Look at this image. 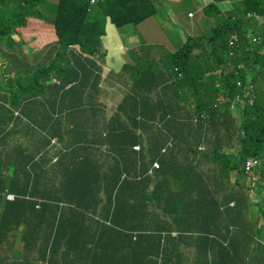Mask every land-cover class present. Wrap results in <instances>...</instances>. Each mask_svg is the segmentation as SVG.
Returning a JSON list of instances; mask_svg holds the SVG:
<instances>
[{
	"label": "crops",
	"instance_id": "0c3cea01",
	"mask_svg": "<svg viewBox=\"0 0 264 264\" xmlns=\"http://www.w3.org/2000/svg\"><path fill=\"white\" fill-rule=\"evenodd\" d=\"M210 1L157 0V13L153 17L123 28H117L107 18L100 48L92 55L81 54L80 47L73 46L57 58L60 49L55 44L54 27L38 19L27 20L29 25L21 30L24 35L36 33L32 36L35 39L30 51L37 58L35 65H56L53 71L60 74L58 68L63 64L70 76L77 77L80 71V77L74 79V85V81L69 80L66 86H58L54 76L52 91L39 95L35 101L38 113L20 110L23 117L10 120L2 119L0 111V183L3 184L0 189V264H140L143 256L152 258L158 249L149 247L148 243L140 247L146 248L144 251L132 252V248L139 246L135 243L136 234L141 231H131L128 228L131 222L133 228L152 226L151 214L143 217L145 212L135 203L136 188L121 190L130 205L119 197L116 204L124 216L130 215L133 221L128 220L126 228L120 232L115 228L103 232L100 239L99 232L93 234V240H86L83 254L75 248L72 255L60 253L56 257L52 246L46 247L47 241L42 239L38 211H46L55 220L63 210L67 213V219L61 221L65 227L83 228L84 225L76 222L75 210L83 206L91 212L94 204L83 202L72 207L57 197L88 196V191L56 192L55 187L67 188L71 180L90 182L107 173L117 162L125 166L131 178H139L145 170L148 172L153 161H158L164 176L174 182L175 189L181 188L185 196L207 185L219 186L217 193L212 190L208 200H200L190 226L174 228L162 240L163 264H225L234 260L264 264V212L259 209V204H264V188L253 187L247 177L244 184L237 169L216 185L224 177L220 168L201 164L202 172L196 165L194 157L215 154L214 146H207L206 140L203 144L204 137L212 136L216 146L226 149V154L237 152L240 143L218 123L215 115H220L221 111L217 112L214 106L201 113L196 110L199 98L178 85L181 74L178 73L180 78H177L178 68L172 63V55L188 39L205 35L224 19L221 14L203 15ZM217 2L225 17L236 4L235 0ZM93 6L89 4L90 17L97 15V9H91ZM195 6L201 10L200 14ZM234 67L229 58L217 73L220 75ZM2 95L5 93L0 90V105L7 109L8 102L1 100ZM221 97L223 95L215 103ZM119 109L127 115L130 126L133 127L132 121L138 124L133 138L141 146L140 151L131 153L130 142L122 140V136L131 133L120 129L116 120L111 122L114 138L107 135L109 120ZM204 113L211 116L210 121L199 123ZM13 114L19 115V111L14 110ZM201 146L204 150L200 153ZM54 157L57 161L52 163ZM152 177L144 175L153 186L156 180ZM190 182L191 190L188 189ZM12 192L21 195L20 201L14 200ZM258 194L260 199L256 198ZM10 195L14 197L9 198ZM96 195L104 197L107 191L102 187ZM130 195L133 199H129ZM239 211L244 220L236 223L233 214ZM233 228L237 230L228 236L227 243L220 244L214 239L211 246L206 247L211 237L217 238L218 234L227 237L228 230ZM36 234L41 238L34 237Z\"/></svg>",
	"mask_w": 264,
	"mask_h": 264
},
{
	"label": "trees",
	"instance_id": "16d2710c",
	"mask_svg": "<svg viewBox=\"0 0 264 264\" xmlns=\"http://www.w3.org/2000/svg\"><path fill=\"white\" fill-rule=\"evenodd\" d=\"M12 1L13 3L9 4L5 0H0V53L5 56V63L0 65V90L5 93L1 96V100L8 102V108L0 105V111L2 119L8 117L10 120L23 117L20 115V110L38 113L35 101L39 95L52 91L51 81L54 76L57 77L55 84L58 81V86H66L69 80L74 81L75 78L80 77V71H78L77 77L70 76L68 69L63 67V64H60L58 68L60 74L53 71L56 65L49 66L48 63L46 66L37 67L35 65L36 56L23 52L21 44L15 42L12 36L18 34L17 28L25 27L28 24L29 18L41 20L54 27L57 38L55 44L58 46V50L60 49L57 53V58H59L73 46H79L81 54L87 55H92L99 50L101 37L105 35L107 18H110L117 28H123L128 25H138L157 13V0H102L91 8L97 9V15L93 17H90L91 10L88 11L90 0H58L56 4L49 0ZM235 1L234 10L225 17L217 0H211L204 8V14L207 17L221 14L224 19L205 35L197 39H188L184 46L172 55L173 66L178 68L176 76L178 73L181 74V79H177L179 80L178 85L183 86L186 91L199 98L200 103L196 110L200 113L211 106L213 107L220 95L230 98L236 96L239 93L236 86L238 79L246 82L252 75L253 79L250 80L256 82L257 77L254 75V72L258 70L256 66L264 67V26L260 25L255 18L256 13H261L264 17V0ZM249 14L252 16L249 17ZM252 28L258 29L256 34ZM235 34L238 35L240 41L234 48H231L228 39ZM254 36L258 43L252 41ZM195 50L198 52L194 53ZM231 51L235 56H230ZM229 58L235 65L234 69L219 75L218 69H221ZM240 65L241 69H239ZM4 69L8 73H5ZM180 77L177 76V78ZM14 110H18L19 115L14 116ZM216 110L222 112L220 115H215L218 123L224 125L225 130L233 137H237L240 143L241 151L238 153L240 159L238 161L232 154H226V149L216 146L212 136H207L204 137L203 144L206 140L207 146H214L215 154L211 157L206 154L205 157H194L199 169L203 172L201 164L219 166L224 177L216 185H220L226 175L233 170L237 169L239 172L241 168L244 173V166L249 157L261 160L262 167L259 170L264 171V107L256 102L254 106L241 110L236 118L237 121L232 117V112L227 105H221ZM206 114L207 118L205 119L200 116L199 123L210 121L211 116ZM26 118L24 116V119ZM114 120L118 122L120 129L131 133L129 136H122V140L130 142L131 153L140 151L141 146H138V142L133 138L134 133L137 132L138 124L131 120L133 127L130 126L127 115L119 109L109 120V131L107 132L109 137L114 136L115 130L111 125ZM134 146H138L139 150H133ZM199 152L201 153V151ZM226 160H229L228 167L222 165ZM149 170L141 173L139 178H131L125 172V166L117 162L110 166L107 173H102L90 182L71 180L67 188L55 187L56 192L88 191V196L76 194L69 197L59 196L57 199L72 207H78L83 202L93 203L94 209L90 212L82 206L75 210L78 215L77 224L84 225L83 228L78 227L77 229H68L61 222L67 219L65 211L58 212L54 220L48 216L46 211L40 212L39 210V231L43 228L42 239L47 241L46 247L52 246L56 257L60 253H65L66 256L72 255L75 253V248L83 254L86 247L85 242L87 239L93 240V234L99 232L98 239H100L103 232L110 229L115 228L117 232L122 231L121 229L126 228L127 221L132 218L130 215L124 216L122 210L116 206L117 197L123 198L121 195L123 189L132 191L136 188L138 195L135 198V203L141 210H147L143 213V217L148 218L149 213L151 214L152 226L147 229L145 227L133 228L131 222V226L128 227L131 231H141V234H136L135 243L139 246L132 248V252L144 251L146 248L140 247L148 243L149 247L157 248L158 251L153 254L152 258L148 255L143 256L140 264H163L161 262L164 255V248H161L162 240L168 237L174 228L182 229L184 226L192 224L200 200H208L213 186L207 185L201 191L191 196L190 194L185 196L181 188L175 189L174 182L164 176L165 173L161 170L160 165L156 170L151 172ZM147 174L153 175L152 179L156 180L155 185H149L148 179H144V175ZM261 180L264 185V176L262 175ZM2 187L3 184L0 183V189ZM102 187L107 191V195L104 197L96 195L101 192ZM218 187L216 186L217 189ZM192 188L193 184L190 182L188 189ZM13 194L14 200L20 201L21 195L17 192ZM129 199H133L132 195ZM124 200L130 205L126 199ZM62 201L60 204H63ZM240 203V200L237 201L238 207H240ZM243 216L240 211L233 214L236 223L242 222ZM86 219L87 221H85ZM88 222L90 224H87ZM236 230L235 228L229 229L227 237L221 234H218L217 238L211 237L207 240L206 247H210V242L214 239L220 244L227 243L228 236L233 235ZM34 237L41 238L37 237V234ZM260 243L263 244L261 241ZM225 264H242V262L240 260L225 261Z\"/></svg>",
	"mask_w": 264,
	"mask_h": 264
},
{
	"label": "rangeland",
	"instance_id": "374dc122",
	"mask_svg": "<svg viewBox=\"0 0 264 264\" xmlns=\"http://www.w3.org/2000/svg\"><path fill=\"white\" fill-rule=\"evenodd\" d=\"M7 3H11V2H13L12 0H5ZM50 1V0H49ZM51 2V1H50ZM51 3H54V4H56L57 2H55V1H52ZM196 7V6H195ZM198 7V6H197ZM197 7H196V9H197ZM200 9H199V7H198V13L200 14ZM203 15H205L204 13H203ZM215 16H217V14H215ZM249 17H251L252 16V14H249L248 15ZM255 18L258 20V23H260V25H262V26H264V20H263V18L264 17H262V15H261V13H256L255 14ZM29 25V22H28V24L26 25V26H28ZM26 26L25 27H19V28H17L16 30H18L17 32H18V34L16 35H13L12 37H13V39L15 40V42H17V43H19V44H21V49L23 50V52L24 53H30V51H31V49H32V47H31V44H32V42L34 41V39H35V37H32L33 36V34H36V33H25V35H24V33H23V31L24 30H21V29H26ZM32 30H34L33 28H31V31ZM252 30H253V32H254V34H256V32L258 31V29L257 28H252ZM183 32L184 33H186V30H183ZM240 41V38L239 37H237L236 38V43H238ZM252 41L254 42V43H258V40H256L255 39V36L252 38ZM1 46V45H0ZM234 56H235V54H234ZM4 59H5V56L2 54V53H0V63H5L4 62ZM256 68L258 69V70H256L254 73V75H256V77H257V81L256 82H253V85L255 86V88H256V94H257V99H256V102L258 103V104H260L262 107H264V67H259L258 65L256 66ZM34 70H36L35 68H34ZM5 73H8V71H6L5 69L3 70ZM249 79H253V76L252 75H250L249 76ZM232 115L234 116V117H238L236 114H234V113H232ZM239 150H240V148L237 150V152H231V154L233 155V156H235L236 158H237V160L239 161V159H240V155H238V152H239ZM228 160H226L225 162H224V164H222L224 167H228ZM212 167H214V166H212ZM217 167H219V166H217ZM207 170H210V168H207ZM253 174H254V176L256 177V176H258V177H260L261 175L262 176H264V171H260V170H256V169H254L253 170V172H251L250 174H248V175H246L245 173H243V171H242V169L240 168L239 169V179L240 180H242V181H244L245 179L247 180V178L248 177H253ZM245 177V178H244ZM247 177V178H246ZM234 180V179H233ZM249 180V179H248ZM247 180V181H248ZM249 182L251 183V184H253V187H255V188H257V186H259V188H263V180H258V181H255V180H252V179H250L249 180ZM246 183V181H244V184ZM259 188L258 189H255V191L257 190H259ZM214 189V191L217 193V191H218V189L216 188V187H214L213 188ZM241 190L242 189H244V187H241L240 188ZM251 194V192L249 191L248 192V195H250ZM260 197H261V195L260 194H258V196L256 197L257 199H260ZM251 198V197H250ZM259 209L261 210V211H263L264 212V204L263 203H260L259 204ZM142 211L143 212H147V210L146 209H142ZM167 257H168V255H166L165 256V258H164V262H166V259H167ZM242 262V264H246V262L245 261H241Z\"/></svg>",
	"mask_w": 264,
	"mask_h": 264
},
{
	"label": "built area",
	"instance_id": "2783aa9c",
	"mask_svg": "<svg viewBox=\"0 0 264 264\" xmlns=\"http://www.w3.org/2000/svg\"><path fill=\"white\" fill-rule=\"evenodd\" d=\"M101 0H90L89 4L95 5L97 3H99ZM193 14H190V17H192ZM238 37L237 34L232 35L229 37L228 42H229V46L231 48H234L236 46V38ZM230 56H234V52L231 51L230 52ZM242 66H239V69H241ZM236 86L239 89V93L234 96L233 98L230 97H221L217 103H215L214 107L218 108L221 105H227L229 107V110L232 113H235L237 116H239V114L241 113V110H245L247 107H251L254 106L256 104V99H257V94H256V88L253 85V81H251L250 79H248L246 82L238 79L236 82ZM17 114V113H15ZM201 118L205 119L207 118V116L205 114L201 115ZM169 146V144H168ZM133 150H139L138 146H134ZM204 150V147H199V151ZM166 148L164 150H162V152H165ZM57 158H53L52 162H56ZM261 160H259L256 157H249L246 161V164L244 166V173L246 175L250 174L251 172H253L254 169H259L262 167L261 165ZM159 168V163L158 161H155L151 164V168L149 170V172H151V170H156ZM248 179H252L255 181L260 180V177L255 178L254 174L253 177H248ZM9 198H13V196H9Z\"/></svg>",
	"mask_w": 264,
	"mask_h": 264
},
{
	"label": "clouds",
	"instance_id": "9594fccd",
	"mask_svg": "<svg viewBox=\"0 0 264 264\" xmlns=\"http://www.w3.org/2000/svg\"><path fill=\"white\" fill-rule=\"evenodd\" d=\"M55 158V157H54ZM53 160V159H52ZM52 163H55V162H52ZM261 163H262V161H261ZM259 170V169H258ZM14 197V196H13Z\"/></svg>",
	"mask_w": 264,
	"mask_h": 264
}]
</instances>
